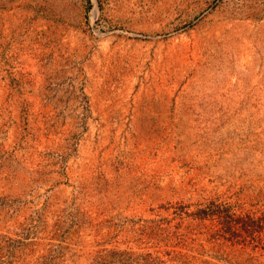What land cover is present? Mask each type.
I'll list each match as a JSON object with an SVG mask.
<instances>
[{
  "label": "rangeland",
  "instance_id": "obj_1",
  "mask_svg": "<svg viewBox=\"0 0 264 264\" xmlns=\"http://www.w3.org/2000/svg\"><path fill=\"white\" fill-rule=\"evenodd\" d=\"M0 264H264V0H0Z\"/></svg>",
  "mask_w": 264,
  "mask_h": 264
}]
</instances>
